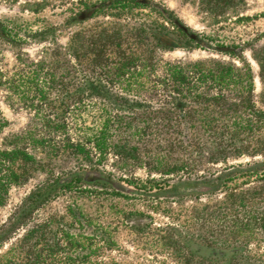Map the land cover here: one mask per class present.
<instances>
[{
	"label": "rangeland",
	"instance_id": "374dc122",
	"mask_svg": "<svg viewBox=\"0 0 264 264\" xmlns=\"http://www.w3.org/2000/svg\"><path fill=\"white\" fill-rule=\"evenodd\" d=\"M110 1L0 0V152L36 168L8 188L0 233L35 190L83 177L12 231L0 263L50 220L83 264H264V0H146L173 47L155 42L158 12Z\"/></svg>",
	"mask_w": 264,
	"mask_h": 264
},
{
	"label": "trees",
	"instance_id": "16d2710c",
	"mask_svg": "<svg viewBox=\"0 0 264 264\" xmlns=\"http://www.w3.org/2000/svg\"><path fill=\"white\" fill-rule=\"evenodd\" d=\"M197 1L200 7L204 10L213 11L214 8L229 5L234 0ZM134 7H148L150 11L158 12L162 19H165L164 23H158L156 21L154 25L156 28H159L161 32H163V37L166 39V41L157 40L155 34L153 33H151V36L154 40L156 39L155 42L157 41L165 47H173L174 45H172L171 43L173 39L170 37V35L174 37V33L169 30V27H167V18L164 14V11H160L152 3L146 0H112L108 5V8L117 9L118 11H123L125 9H131ZM170 22L171 24L173 23V27L175 25V29L177 32H179L181 35L183 34L185 45L192 46L194 44H198L197 41H195L196 37H194V35L189 36L186 33L188 29L187 27L174 23V20H171ZM177 42L178 41L176 40V43ZM152 46L154 45L152 44ZM216 46H218V48L220 49L224 47L223 45ZM90 88L91 89H88L89 92L87 91L86 96L103 100L108 99V97L103 96L101 93L94 92L93 86H91ZM225 146L234 148L235 150H239L241 148L234 142L226 143ZM0 154L2 155L1 160L4 162V167L6 170V174L0 176L1 205L5 200L8 188L11 185H17L25 182L31 175L30 172L34 171L36 168L29 165L34 162V156L25 151L24 148H12L5 151L2 150ZM82 179L83 177L81 175H77L74 178L70 179L69 182H67V180H64L61 182L62 184L59 188L65 189L66 187H69L73 181L77 182ZM111 184L112 183H110V185ZM60 189L55 190L47 189L44 187L35 190L33 194L25 200L24 205L11 218L12 221L8 223L6 230L0 233V244H2V242L12 233V231H14V229H18L20 226L25 224L26 220L31 217L37 210H39V208H41L43 204L56 196L59 192L58 190ZM105 193L116 196H126L121 195L122 193H119V191L116 192L114 190L105 191ZM238 235L232 234L231 241L238 242ZM71 240L72 236L68 235V232L64 228L53 227V221L44 220L26 229L21 237L14 241V243H11V245L8 247L7 256H5L0 264H50L48 260L50 257H52V252H56L55 254H60V256H62L64 264H83L84 261L80 259L88 257V255L79 254L77 252L79 241L77 239H74V241ZM231 241H229V245ZM77 261L79 262L77 263Z\"/></svg>",
	"mask_w": 264,
	"mask_h": 264
}]
</instances>
